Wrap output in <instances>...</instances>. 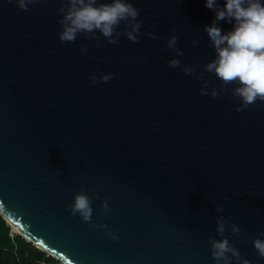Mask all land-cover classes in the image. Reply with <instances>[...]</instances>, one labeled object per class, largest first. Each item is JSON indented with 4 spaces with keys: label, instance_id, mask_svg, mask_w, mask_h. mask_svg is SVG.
I'll return each instance as SVG.
<instances>
[{
    "label": "water",
    "instance_id": "water-1",
    "mask_svg": "<svg viewBox=\"0 0 264 264\" xmlns=\"http://www.w3.org/2000/svg\"><path fill=\"white\" fill-rule=\"evenodd\" d=\"M127 2L138 42L121 22L109 44L99 32L59 41L67 0L27 11L0 0V223L60 264H223L209 251L222 239L264 264L252 244L264 239V102L237 112V85L205 70L215 12L204 0ZM94 73L113 78L94 86ZM79 193L92 201L88 223L66 211Z\"/></svg>",
    "mask_w": 264,
    "mask_h": 264
},
{
    "label": "clouds",
    "instance_id": "clouds-1",
    "mask_svg": "<svg viewBox=\"0 0 264 264\" xmlns=\"http://www.w3.org/2000/svg\"><path fill=\"white\" fill-rule=\"evenodd\" d=\"M38 2L39 0H15L17 7L24 11ZM7 3H13V0H7ZM67 5L66 11L64 8L59 9L62 30L58 33V39L61 43L74 42L78 34L99 32L109 44H117L118 40L113 38V34L121 22H126V27L130 28L126 33L127 39L133 43L138 42L142 27L137 22L139 11L127 0H111V3L99 5L98 0H67ZM204 6L215 12L211 24L204 29L215 50V59L206 65L205 70L213 73L224 84L237 85L233 92L239 99L237 112L247 109L256 101L264 102V0H223L222 6L218 4V0H204ZM218 21L231 24V30L223 32L217 27ZM149 37L156 38L151 33ZM176 43L177 38L173 35L168 39L167 47L175 49ZM86 52V48H81L82 54ZM177 55L182 53L178 51ZM179 65L178 59L167 62L169 68H177ZM191 71L186 68L184 74L190 75ZM112 78L110 74L97 77L94 73L89 80L95 86L97 83H107ZM206 88V84L201 88V96L209 95ZM217 95V91L213 89L210 97L215 99ZM91 203L88 195L79 193L73 196L66 211L73 216L78 215L82 222L88 223L92 216ZM102 209L105 213L109 212L106 200L102 203ZM217 211L222 212L223 209L218 206ZM92 227L107 230L105 224H92ZM230 227L233 234L241 231L236 224ZM216 231L220 235L226 231V222L222 216L217 219ZM108 235L112 240L117 239L110 231ZM209 244L211 256L217 262L230 264L228 254H231L238 264H248L227 239L210 240ZM252 244L258 256L264 258V239L257 238Z\"/></svg>",
    "mask_w": 264,
    "mask_h": 264
},
{
    "label": "trees",
    "instance_id": "trees-1",
    "mask_svg": "<svg viewBox=\"0 0 264 264\" xmlns=\"http://www.w3.org/2000/svg\"><path fill=\"white\" fill-rule=\"evenodd\" d=\"M0 264H60L0 223Z\"/></svg>",
    "mask_w": 264,
    "mask_h": 264
},
{
    "label": "bare ground",
    "instance_id": "bare-ground-1",
    "mask_svg": "<svg viewBox=\"0 0 264 264\" xmlns=\"http://www.w3.org/2000/svg\"><path fill=\"white\" fill-rule=\"evenodd\" d=\"M13 231H15V232H16V230H15V229H13Z\"/></svg>",
    "mask_w": 264,
    "mask_h": 264
},
{
    "label": "rangeland",
    "instance_id": "rangeland-1",
    "mask_svg": "<svg viewBox=\"0 0 264 264\" xmlns=\"http://www.w3.org/2000/svg\"><path fill=\"white\" fill-rule=\"evenodd\" d=\"M14 235H16V234H14Z\"/></svg>",
    "mask_w": 264,
    "mask_h": 264
}]
</instances>
